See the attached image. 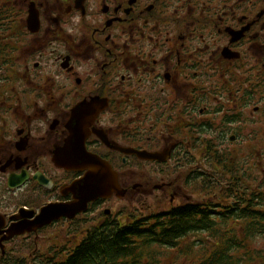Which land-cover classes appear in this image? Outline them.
Here are the masks:
<instances>
[{
	"label": "flooded vegetation",
	"instance_id": "flooded-vegetation-1",
	"mask_svg": "<svg viewBox=\"0 0 264 264\" xmlns=\"http://www.w3.org/2000/svg\"><path fill=\"white\" fill-rule=\"evenodd\" d=\"M58 154L107 161L125 194L23 228L76 200L88 170ZM233 174L264 189V0H0V264L71 256L130 215L216 207Z\"/></svg>",
	"mask_w": 264,
	"mask_h": 264
},
{
	"label": "trees",
	"instance_id": "trees-1",
	"mask_svg": "<svg viewBox=\"0 0 264 264\" xmlns=\"http://www.w3.org/2000/svg\"><path fill=\"white\" fill-rule=\"evenodd\" d=\"M233 174L218 179L219 203L191 204L143 217L130 215L122 224L95 227L85 244L61 259L44 264H264V189L257 179ZM253 185H256L253 189ZM202 192L211 193L203 185ZM223 202L224 204H222Z\"/></svg>",
	"mask_w": 264,
	"mask_h": 264
},
{
	"label": "water",
	"instance_id": "water-1",
	"mask_svg": "<svg viewBox=\"0 0 264 264\" xmlns=\"http://www.w3.org/2000/svg\"><path fill=\"white\" fill-rule=\"evenodd\" d=\"M66 148V147H65ZM91 155V154H90ZM88 155L84 160L75 161L70 160L66 155H59L55 161L59 165L65 167H73L79 170H88L86 174L79 179L75 185L76 200L70 204H50L41 211L35 220L22 225L21 227L30 230L43 226L51 222L54 218H59L61 215H71L87 208L88 203L99 197H107L113 192L119 196L125 194L120 188L118 182V175L112 166L107 162L100 160L98 157ZM160 154L146 153L144 156L148 158H155Z\"/></svg>",
	"mask_w": 264,
	"mask_h": 264
},
{
	"label": "rangeland",
	"instance_id": "rangeland-1",
	"mask_svg": "<svg viewBox=\"0 0 264 264\" xmlns=\"http://www.w3.org/2000/svg\"><path fill=\"white\" fill-rule=\"evenodd\" d=\"M202 193V192H201ZM203 194H205V193H203ZM119 207H125L127 210H130V205H129V203L127 202V201H123L122 203H120L119 205H118ZM257 245L258 246H260V245H263L264 246V244H263V239H258V241H257Z\"/></svg>",
	"mask_w": 264,
	"mask_h": 264
}]
</instances>
